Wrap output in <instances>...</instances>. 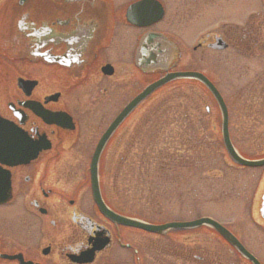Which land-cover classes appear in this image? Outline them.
<instances>
[{
	"label": "flooded vegetation",
	"instance_id": "flooded-vegetation-1",
	"mask_svg": "<svg viewBox=\"0 0 264 264\" xmlns=\"http://www.w3.org/2000/svg\"><path fill=\"white\" fill-rule=\"evenodd\" d=\"M181 61L201 65L191 72L221 96L217 83L232 72L245 105L235 135L226 105L230 143L241 159L264 161V105H254L264 103V0H0V120L14 132L1 130L0 140L15 144L14 153L0 149V264H264V164L233 162L221 137L219 158L231 169L211 177L215 197L189 218L133 215L106 184L120 132L138 114L146 123L150 98L166 85L103 137ZM99 144L98 190L112 217L91 188ZM201 219L222 232L202 224L152 233L124 222Z\"/></svg>",
	"mask_w": 264,
	"mask_h": 264
},
{
	"label": "rangeland",
	"instance_id": "rangeland-1",
	"mask_svg": "<svg viewBox=\"0 0 264 264\" xmlns=\"http://www.w3.org/2000/svg\"><path fill=\"white\" fill-rule=\"evenodd\" d=\"M220 65L219 70L215 68V79L222 76ZM193 68L201 70L203 67L181 61L179 70ZM217 84L231 110L235 135L242 122L238 107L245 105L244 98L239 97L238 83L232 72L226 73L223 83ZM255 101L254 105H264L259 98ZM149 107L144 125V115L138 114L120 132L123 142L118 148L117 160L105 163V169L110 171L105 177L106 184L117 190V201L129 205L133 215L162 220L179 213L181 218H189L196 203L206 207V193H210L209 199L215 197L211 177L231 169L219 158V111L206 91L190 80H178L157 91L150 98ZM238 145L245 150L254 148L248 144ZM152 148L155 151L162 148L180 150L190 164L188 168L169 171L149 166ZM195 189H200L199 195L192 193Z\"/></svg>",
	"mask_w": 264,
	"mask_h": 264
},
{
	"label": "water",
	"instance_id": "water-1",
	"mask_svg": "<svg viewBox=\"0 0 264 264\" xmlns=\"http://www.w3.org/2000/svg\"><path fill=\"white\" fill-rule=\"evenodd\" d=\"M156 61H150V68L153 69L154 65ZM190 80V79H196L199 82H201L206 88L207 90H209V92L212 94L213 98L216 101V104L219 108L220 111V115H221V136H222V142H223V146L227 152V154L229 155V157L231 158V160L241 166H245V167H257V166H261L264 164V161H260V162H255V161H246L244 159H241L236 152L234 151L230 140H229V136H228V118H227V109L226 106L223 102V99L221 98V96L219 95V93L215 90V88L213 87V85L206 79L204 78L202 75L200 74H196V73H192V72H177V73H166L161 79L157 80L156 82L152 83L149 88L145 89L144 92L138 96L133 103H131L125 110L123 113H121L118 118L115 120V122L113 123V125L111 126V128L107 131V133L105 134V136L103 137L102 142L105 141V139L108 138L110 132L115 129L125 118L126 116L129 114V112L136 106V104L146 95L151 94L153 91L157 90L158 88L162 87L163 85L174 81V80ZM208 111V109H207ZM1 130H4L6 133L12 132V129L10 126L4 125V122L0 120V133ZM1 137V135H0ZM100 144L98 145V148L96 149V153L93 156V160L90 163V172H91V188H92V192H93V196H94V201L96 202L99 210L106 216L108 217H112V214L110 212H108V210L105 208L104 204L102 203L100 194H99V190H98V184H97V159H98V150L100 149ZM1 148H5L6 153H14V149H15V144L12 140L8 139V140H0V149ZM1 152V150H0ZM125 224L136 227V228H140L142 230L148 231V232H152V233H159L163 230L166 229H189V228H193L195 226H200L202 224H213L217 230L221 231L219 225L212 223L210 220L207 219H201L195 222H188V223H171V224H166L163 226H151V225H145L136 221H125ZM222 232V231H221Z\"/></svg>",
	"mask_w": 264,
	"mask_h": 264
},
{
	"label": "trees",
	"instance_id": "trees-1",
	"mask_svg": "<svg viewBox=\"0 0 264 264\" xmlns=\"http://www.w3.org/2000/svg\"><path fill=\"white\" fill-rule=\"evenodd\" d=\"M147 157H149V155ZM150 160L151 161H149V163H148L149 166H150V164H152V165L156 166L157 169H159V170L165 168L168 171L172 170L174 168L175 169H184L186 167L188 168L187 165L190 164V162L188 161L186 156L182 155V152H180V150H177V149L170 150V148L169 149L162 148V149H159L157 151H155L152 148L151 152H150ZM199 183L200 182H198V184ZM199 192H200V189H199V191L197 189L192 191V193H196V194H198ZM209 194L210 193H206L204 198L209 199L210 198V197H208Z\"/></svg>",
	"mask_w": 264,
	"mask_h": 264
}]
</instances>
